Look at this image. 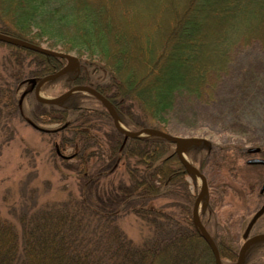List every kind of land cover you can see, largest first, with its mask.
Instances as JSON below:
<instances>
[{
	"label": "trees",
	"instance_id": "trees-1",
	"mask_svg": "<svg viewBox=\"0 0 264 264\" xmlns=\"http://www.w3.org/2000/svg\"><path fill=\"white\" fill-rule=\"evenodd\" d=\"M253 1L212 0L205 3L204 0H188L189 10L174 15L168 27L153 23V32L150 28L140 33L129 30L130 26L147 27L142 11L136 10L132 0L120 6L114 0H6V3L0 0V33L77 56L73 70L48 81L44 88L58 86L62 94L74 86L91 87L106 98L129 131L150 128L168 133L169 114L179 96L201 103L211 102L221 78L230 68L235 51L253 43L264 48V21L262 26L250 23L252 30H246L242 25L235 28L234 36L225 34L227 43L220 44L218 60L199 59L194 78L165 79V63L169 59L166 50L173 44L185 43L196 44L203 51L204 35H192L195 30L207 26L201 21L200 13H211L217 8L221 14L212 18L220 26L228 27L226 23L231 18L240 16L244 19ZM161 2L165 4V1ZM260 2L262 7L254 6V9L264 10V0ZM158 39L163 42L161 46ZM9 49L10 57L14 59L10 61L9 70L0 73V116H5L3 129L9 130L11 139L13 130L8 123L14 120L51 126L45 133L53 135L58 149L63 152L71 149L69 155L64 156L66 160L60 162L71 169H79L83 181L79 184L81 199L74 205L71 202L70 206L64 203L45 205L38 207L36 213L13 212L11 215L18 228L12 219L0 218V264H215L192 221L196 194L187 181L191 175L178 160L172 144L160 138L126 137L115 129L99 102L98 108H81L83 96L80 93L69 96L63 103L51 105L38 102L32 89H28L23 100H17L18 86H28L34 80L58 72L66 61L18 48ZM19 55L30 56L31 63H23ZM144 56L150 57L145 67ZM195 56L185 55L183 60L188 62L196 59ZM82 57L85 58L83 62ZM91 61L97 62L105 73L107 81L102 86L88 77ZM179 71L184 75V67ZM149 78L153 80L149 81ZM68 117L70 122L67 124ZM98 131L100 137L96 135ZM205 150L209 148L200 145L188 148L186 153L197 162ZM118 162H121L122 173L129 184L126 186L123 179H118L115 190L114 185H110L98 202L105 208L113 205L114 200L117 207H123L129 201L135 205L142 203L131 209L135 215L141 214L140 219L153 228V236L139 245L129 240L116 224L117 216L128 206L106 212L85 205V193H88L85 186L94 183L100 172L112 173ZM200 164H204L201 161L198 165L202 172ZM256 187L257 184L250 193ZM156 197L172 199L173 211L156 212L153 210L159 208L153 207L144 210L145 203ZM210 200L206 194L203 198L206 204L202 206L199 218L215 242L221 262L234 264L239 247L219 235L220 216L215 214V220L207 216L212 206ZM85 210L87 214H84ZM211 226L216 232L211 231ZM262 248L264 241L250 245L242 264H249V252Z\"/></svg>",
	"mask_w": 264,
	"mask_h": 264
},
{
	"label": "rangeland",
	"instance_id": "rangeland-1",
	"mask_svg": "<svg viewBox=\"0 0 264 264\" xmlns=\"http://www.w3.org/2000/svg\"><path fill=\"white\" fill-rule=\"evenodd\" d=\"M125 1L127 0H114L118 6ZM135 1L138 4L132 0V5L136 7V10L142 11L141 15L147 27L130 26L131 32L143 33L147 29L151 30L150 28L153 32V23L158 27L161 25L168 27L174 15H181L184 10L190 8L188 0H163L165 4L161 0ZM211 1L204 0L205 3H211ZM2 2L6 3V0H2ZM254 6L262 7V3L260 0H254L244 19H241L240 16L231 18L226 23L228 27L220 26L212 18L221 14L217 8L211 13H200V17L203 18L201 21H204L207 26L195 30L192 35H204V50L200 51L196 44L178 43L169 46L166 50L169 59L165 63L167 74L165 79L194 78L196 63L199 59L218 60L220 44L227 43L225 34L229 33L234 36L233 33L242 25L246 30H252L250 23L262 26L264 10H256ZM0 34L50 50L49 47L36 44L30 40ZM160 39L158 40L161 42ZM162 44L163 42L159 43L160 46ZM9 47L33 52L0 43V73L9 70L10 61L14 59L12 56L10 57ZM55 52L59 51L56 50ZM33 53L46 56L37 52ZM69 55L77 57L74 54ZM185 55L188 57L196 55V59L185 62L183 60ZM19 59H23L25 64L31 63L30 56L19 55ZM149 59L150 57L146 56L142 58L144 67L148 62L146 60ZM81 60L83 62L85 58L82 57ZM88 65V77L94 80L96 84L104 85L107 78L100 65L93 61ZM183 67L184 75L180 74L179 71ZM152 80L153 78H149V81ZM42 86L43 84L38 89V94L42 98L56 99L61 94L58 86H49L48 88ZM35 87L36 83L31 82L28 86H18L16 99L22 101L24 93L28 89H32L34 93ZM82 96L81 108H98V101L93 96L88 94H82ZM4 118V115L0 116V218L14 221L15 218L11 215L13 212L28 213L30 211L32 213L39 209L38 207L45 205L64 203L70 206L71 203L72 205L77 203L79 198L81 199L79 184H82L83 178L78 172L79 169L76 168L77 165H75L76 169H71L60 162L61 159L66 160L64 156H68L71 149H67L65 152L58 149L57 141L53 135L45 133V130L51 126L39 124L36 121L32 124L17 120L8 123L10 124L9 128L13 130V136L10 139L9 130L3 129ZM69 122L68 117L67 124ZM122 125L126 128L124 124ZM167 131L173 137L199 138L207 142L205 146L200 144L209 148L200 154L201 160L196 162L191 155H187L186 158L196 168L201 161L204 164L203 166L200 164V166L206 179L208 198L212 199V201L210 200L212 203L211 210L207 216L213 217L214 220L216 219L214 218L215 214L217 217L220 216L217 231L221 238L234 247H241L245 240L243 233L247 224L255 212L264 204V192L259 194V189L264 183V164L248 163L252 159L264 161V48L258 43H253L244 49L235 51L230 68L221 78L211 102L201 103L187 96H179L169 114ZM96 135L100 137V131ZM151 137L153 136H146V138ZM171 147L173 148V145ZM252 148H258L259 151L250 153L249 149ZM95 152L94 150L93 153L95 154ZM68 163L71 164L72 162ZM97 165L101 166L99 162ZM117 165L118 167L112 173L111 171L100 172L94 183H88L85 186L84 189L88 191L85 193L87 196V199H84L86 200L85 205L89 204L90 208L96 211L106 212L119 211L128 206L129 208L122 209L117 216L116 224L129 240L139 245L143 240L152 238L153 228L146 221L140 219L143 217L141 214L139 217L133 213L131 206L135 204L129 201L127 204H123V207L122 205L117 207L114 200L113 205L105 208L100 206L98 202L105 189L110 185H114L113 190H115L118 179H123L126 186L129 184L127 177L123 174L121 162H118ZM84 180L86 179L84 178ZM187 181L197 195L201 188L199 178L191 175L187 177ZM255 184H257L256 189L250 193ZM170 188L173 190L172 185ZM138 205H142V203L135 206L138 207ZM173 205L172 199L156 197L145 203L144 210H152L153 207L159 208L153 211L167 209L165 212L169 213L173 211L171 209ZM87 213L88 211L85 210L84 214ZM13 224L18 228L16 220ZM210 229L212 232H216L214 227L211 226ZM258 234H264V213L256 220L247 238L255 237ZM206 245L209 248L207 243ZM209 250L213 256L210 248ZM247 262L249 264H264V248L249 252Z\"/></svg>",
	"mask_w": 264,
	"mask_h": 264
},
{
	"label": "water",
	"instance_id": "water-1",
	"mask_svg": "<svg viewBox=\"0 0 264 264\" xmlns=\"http://www.w3.org/2000/svg\"><path fill=\"white\" fill-rule=\"evenodd\" d=\"M0 43L21 47V48H24V49H27V50H30L33 52H37V53L46 55V56L62 58L66 61V65L60 71L38 80V82L36 83L35 90H34V96L38 102L44 103V104H51V105L52 104L53 105L54 104H60V103H63L70 95L77 93V92H83V93H86V94L93 96L95 99H97L104 106L107 113L109 114V116L112 119V122H113L115 129L118 132H120L121 134H124L126 137L131 138V139H138V138L145 137L147 135H152L154 137H158V138H161L163 140H166V141L172 143L174 145V153L176 154L178 160L181 162V164L183 165L185 170L188 173L193 174L194 176L199 178V180L201 181L200 192H199V194H198V196L194 202V206H193V210H192V221H193V224L195 225V227L201 233L205 242L208 244L209 248L211 249L215 264H221L216 245L198 218V212H197L198 202L207 192L206 180H205L204 176L194 166H192L191 164L186 162L180 154L181 151L183 153H185V151L190 147L199 146L200 144H203L205 146V145H207V142L205 140H202L199 138L173 137V136H170L169 134H167L163 131L154 130V129H150V128H143V129H141L139 131H135V132L127 131L122 126H120L116 112L114 111L111 104L106 100V98H104L101 94H99L93 88H90L87 86H74V87L70 88L69 90H67L65 93H63L62 95H60L56 99L40 98L38 95V89L40 88V86L49 80H53V79L57 78L58 76L62 75L65 72H69V71L73 70L74 67L76 66V58L72 55H69V54H64V53H60V52H55V51L39 48V47L31 45L25 41L17 40V39H14L12 37L2 35V34H0ZM258 151H259L258 148L249 149L250 153H257ZM248 163H250V164H255V163L264 164V161L259 160V159H252V160H249ZM263 192H264V183L262 184V186L259 189V194H262ZM263 213H264V204H262V206L255 212V214L250 219L249 223L247 224V226L245 228V231L243 233V238L245 239V241L241 245V247L238 251V257H237V261L235 264H242L243 263L244 253L250 244H252L256 241L264 240V234L257 235L255 237H251V238H247L250 229L253 227L256 220Z\"/></svg>",
	"mask_w": 264,
	"mask_h": 264
},
{
	"label": "bare ground",
	"instance_id": "bare-ground-1",
	"mask_svg": "<svg viewBox=\"0 0 264 264\" xmlns=\"http://www.w3.org/2000/svg\"><path fill=\"white\" fill-rule=\"evenodd\" d=\"M180 154H181L182 158H183L186 162H188V160H187L185 154H184L182 151L180 152Z\"/></svg>",
	"mask_w": 264,
	"mask_h": 264
}]
</instances>
